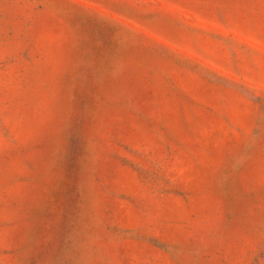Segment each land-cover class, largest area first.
Segmentation results:
<instances>
[{
  "label": "rangeland",
  "instance_id": "374dc122",
  "mask_svg": "<svg viewBox=\"0 0 264 264\" xmlns=\"http://www.w3.org/2000/svg\"><path fill=\"white\" fill-rule=\"evenodd\" d=\"M0 264H264V0H0Z\"/></svg>",
  "mask_w": 264,
  "mask_h": 264
}]
</instances>
